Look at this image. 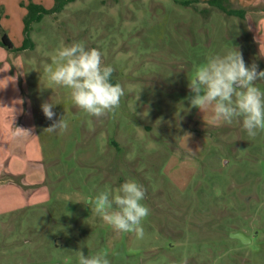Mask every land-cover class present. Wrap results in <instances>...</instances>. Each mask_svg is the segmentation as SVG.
<instances>
[{
  "label": "rangeland",
  "instance_id": "obj_1",
  "mask_svg": "<svg viewBox=\"0 0 264 264\" xmlns=\"http://www.w3.org/2000/svg\"><path fill=\"white\" fill-rule=\"evenodd\" d=\"M206 1L74 0L25 32L27 5L53 0H0L12 45H0V264H78L79 251H105L110 264H264V132L212 124L187 99L209 55L237 47L264 70V11L240 18ZM73 42L115 69L125 95L113 114L90 117L50 86L45 66ZM44 102L65 134L44 133ZM126 180L146 189L142 240L83 203Z\"/></svg>",
  "mask_w": 264,
  "mask_h": 264
},
{
  "label": "clouds",
  "instance_id": "obj_2",
  "mask_svg": "<svg viewBox=\"0 0 264 264\" xmlns=\"http://www.w3.org/2000/svg\"><path fill=\"white\" fill-rule=\"evenodd\" d=\"M50 86L67 89L73 105L90 117L97 119L113 114L125 95L120 83H112L115 69L105 65L97 48H88L84 42L61 46L45 66ZM264 81V70L253 62L246 64L242 52L233 47L223 54L206 57L188 80L191 107L211 110L210 123L242 124L249 138L264 132V91L257 87ZM55 104L44 102L41 109L48 120H54ZM62 116L45 128L47 134H65L69 122ZM31 130L16 128V135H30ZM146 189L136 180H126L113 192L101 190L89 196L87 204L102 221L117 233L134 234L138 240L145 236L143 221L150 215L143 203ZM78 264H110L108 253L99 251L92 255L78 252Z\"/></svg>",
  "mask_w": 264,
  "mask_h": 264
},
{
  "label": "trees",
  "instance_id": "obj_3",
  "mask_svg": "<svg viewBox=\"0 0 264 264\" xmlns=\"http://www.w3.org/2000/svg\"><path fill=\"white\" fill-rule=\"evenodd\" d=\"M74 0H53V6L51 9L46 10L39 4L30 3L27 5L26 15L23 18L24 31H28L29 25L40 20L44 14H52L61 11L65 5L73 2ZM209 5L215 6L228 15H234L240 18H244L245 9L232 10L225 7L226 0H207ZM261 10L264 11V5L261 6ZM0 45L6 49H11L12 45L5 33L0 34Z\"/></svg>",
  "mask_w": 264,
  "mask_h": 264
},
{
  "label": "crops",
  "instance_id": "obj_4",
  "mask_svg": "<svg viewBox=\"0 0 264 264\" xmlns=\"http://www.w3.org/2000/svg\"><path fill=\"white\" fill-rule=\"evenodd\" d=\"M233 3H236L241 8H249L254 5H264V0H226Z\"/></svg>",
  "mask_w": 264,
  "mask_h": 264
},
{
  "label": "water",
  "instance_id": "obj_5",
  "mask_svg": "<svg viewBox=\"0 0 264 264\" xmlns=\"http://www.w3.org/2000/svg\"><path fill=\"white\" fill-rule=\"evenodd\" d=\"M232 237L238 238L242 241H244V239H245L244 235H242L241 233L232 234Z\"/></svg>",
  "mask_w": 264,
  "mask_h": 264
}]
</instances>
